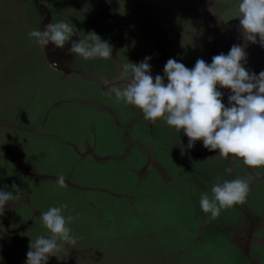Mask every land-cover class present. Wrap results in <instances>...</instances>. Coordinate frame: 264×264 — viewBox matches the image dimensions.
<instances>
[{
	"label": "rangeland",
	"instance_id": "rangeland-1",
	"mask_svg": "<svg viewBox=\"0 0 264 264\" xmlns=\"http://www.w3.org/2000/svg\"><path fill=\"white\" fill-rule=\"evenodd\" d=\"M67 1L70 0H0V188L8 185L7 190L12 191L14 182L23 190L0 216V242L8 250L0 264H24L30 239L50 235L42 226L41 212L62 204L67 205L63 215L78 214L69 227L79 239L75 245L64 244L47 264H264V241H247L253 237L264 239V234L251 232L254 227L250 229L248 223L239 227V214L233 210L224 213L226 208L222 209L220 219L215 220L200 209V193L211 197V186L204 189L193 181L172 178L181 174L164 153L160 157L168 171L162 170L161 176L155 167L148 166L147 158L128 148L127 136L140 140L143 136L136 132H149L147 124L142 131L139 125L134 127L135 117L131 116L128 124L134 127L132 132L114 135L116 128L119 132L115 121L126 120L122 119L127 111L123 102L115 109L119 117L108 116L114 111L102 104L108 103L109 96L102 94L96 84L88 86L87 93L92 97L82 95L74 87V80L58 83L54 72L40 60L44 55L36 54L27 35L35 29L25 23L28 12L52 19L60 13V4L64 8ZM79 1L85 4L76 2L77 6H83L86 12L90 3L93 7L100 5L94 0ZM30 2L31 8L27 7ZM239 3L240 0H154L151 20L160 37L163 32L174 35L180 28H191V34L184 32L179 40L186 43L193 42V38L198 50L194 54L189 51L193 57L179 58L178 52L172 49V55L167 49L171 58L189 69L198 58L211 63L212 56L227 54L233 44H242L247 53L245 68L258 74L264 70V48L242 39ZM217 88L224 93L222 102L227 106L230 90L219 85ZM72 98H76L73 103H80L69 106ZM93 122L95 132L109 133L103 147L108 153H116L111 154L112 158L105 157V167L92 156L81 159L69 143L65 144L66 132H92L89 124ZM53 136L58 144L51 140ZM78 149L82 154L86 152L79 144ZM98 152L104 153L100 149ZM128 157L131 161H123ZM195 164L194 169L202 171L203 163L199 168ZM218 165L223 171L231 166L226 161ZM135 167L136 175L131 170ZM232 169L234 179L240 174L245 178L250 171L255 174L253 192L249 191L246 201L237 205L252 218L263 215L264 167L249 169L242 158H236ZM84 172L89 173L84 176ZM142 172L148 174L147 178ZM60 175L65 177L66 187L58 186ZM196 175L194 178L199 179ZM210 181L207 182H214ZM241 238L245 239L240 244Z\"/></svg>",
	"mask_w": 264,
	"mask_h": 264
},
{
	"label": "clouds",
	"instance_id": "clouds-1",
	"mask_svg": "<svg viewBox=\"0 0 264 264\" xmlns=\"http://www.w3.org/2000/svg\"><path fill=\"white\" fill-rule=\"evenodd\" d=\"M239 26L245 42L259 44L264 48V0H240ZM80 33L70 20H59L44 24L40 29H32L27 35L30 42L46 48L67 49L84 60L110 59L113 46L107 40L88 31L80 38ZM77 36L78 39H72ZM247 53L245 45L233 44L227 54L221 52L207 63L201 58L189 69L176 59L169 58L163 68V75L153 77L150 56L133 63L122 65L119 82L111 85L108 95L115 96L117 104L123 102L139 109L146 121L163 119L167 126L177 132L183 130L187 136V148L202 141L209 152L218 150L221 158H242L249 169L264 167V70L258 74L244 66ZM230 90L227 106L222 102L224 93L217 88ZM183 154V152H182ZM232 167H225L231 173ZM255 178L253 172L245 178L224 180L213 183L211 197L201 193L199 207L216 219L222 209L243 204ZM59 187H66L65 177L57 179ZM8 185L0 188V216L9 202L19 199L23 190L14 182L12 191ZM66 204L50 206L41 212L42 226L50 235H40L30 239L24 264H47L64 244L75 245L79 239L69 225L78 218L63 215Z\"/></svg>",
	"mask_w": 264,
	"mask_h": 264
},
{
	"label": "flooded vegetation",
	"instance_id": "flooded-vegetation-1",
	"mask_svg": "<svg viewBox=\"0 0 264 264\" xmlns=\"http://www.w3.org/2000/svg\"><path fill=\"white\" fill-rule=\"evenodd\" d=\"M76 2L80 4L83 3L82 5L85 4L84 2H81L79 0L67 1L66 6L64 8L62 6L63 4H60L61 5L59 8L60 13L56 14V17L52 18L50 23H55L59 20H66V21L70 20L71 23L76 27V29L79 32H81L80 38H83L84 34H86L88 31H94L102 38V40L105 39L111 43V45L113 46L112 57L107 60L100 58L92 59V60H84L78 55L75 54L72 55L68 53L67 49L70 47V42H68L65 44L64 49H62L63 51H65L64 55L66 57L64 58V56L62 55L61 57H58L64 59L67 62V64H69L70 66L69 70L71 71L66 73L64 71L54 68L49 63L44 47L35 45V49H36L35 52L36 54H38L39 57L41 56V53L42 56L44 55L43 58H41L40 60L43 61L45 66H47L51 72H54V78L55 80H58V83L71 82V80H74L75 82L73 85L76 88V90L80 91L82 95L87 94L88 96H90L87 93V90L89 88L88 86L91 84L92 85L96 84V86L99 88L101 93L103 92L102 94H106L107 96H109L108 103H103L102 105L103 108L105 107V105H107L111 107L110 109H113L114 112L112 113L108 112L109 113L108 116L113 117L114 119L120 116L117 110H115L116 107L120 105L115 102L114 94L110 96L107 93L110 91V87L114 83L117 86L123 87V84L119 82V77H120V72L122 70V65L124 63L127 62L137 63L143 60L145 56H150L151 60L149 61V63L151 64V73L154 77L157 74L163 75L164 65L170 57L167 53V49L171 51L170 52L171 54L173 52L172 49L175 50V52H178L177 56L179 58H182V56L193 57L192 54L198 52V50H195L196 45L194 44V40L192 37L191 39L193 42L183 43L179 40L180 36L184 32H188L191 34L190 32L191 28L188 29H185L187 27L180 28L178 29V31H176L174 35H169V33H165V32L161 33V37L156 35L155 31L158 30V28L157 25H155V21L151 20V18L154 16L151 14L152 9L154 8V0H98V2L97 0L96 1L94 0L95 3H100V5L93 7V4L90 3L87 7L90 10L87 12L86 10H84L86 8H83V6L78 7ZM61 3H65V2H61ZM29 5L31 8L32 2H30L27 5V7H29ZM124 11L126 13H124ZM28 14H29L28 16L29 18L25 23H28L31 29L32 27H34L35 29H39V24L41 22V17H39V13H37V17H36L33 16L31 11L29 10ZM19 18L22 19L21 17ZM156 24H158V22H156ZM101 27L104 29L100 31L99 28ZM78 38L79 37L77 36L72 37V39H78ZM145 42L146 45L143 44ZM50 46L52 45L50 44ZM38 47H40V51H38ZM49 50L51 54L52 51L50 47ZM56 50H61V49H55L53 51ZM189 51L192 54H190ZM124 56L126 57V59ZM67 67L68 66H66V68ZM75 78H77L78 80H75ZM79 98L80 97H78V99ZM72 100L75 101L76 98L74 99L72 98L70 100L71 103L69 104V106L71 107L74 103H80L79 101L73 103ZM125 105L127 106L126 107L127 111L122 114V119H126V120L122 122L119 121L118 123L115 121V123L119 127V132H117L118 128H116L117 131L116 132L114 131L115 134L113 132H111L110 134H114V135H118L116 133H121L125 135L129 134L128 132L130 130L132 132V130L136 125H139L141 130L144 131L143 126L145 124L146 127L147 124V126L149 127V132H136L137 134L143 136V138H140V140L132 139L129 138V136H127L128 142L130 143L128 145V148L135 149V151H138L141 154V157L143 156L144 159L147 158L146 160L148 161H146V163L148 164V166L155 167L161 176H162L161 174L162 170L168 171V169H166L163 166L162 164L163 159L160 157V153H164V155L169 156L171 160L174 161L176 168L181 174L178 177L174 176L172 178H176V179L179 178L180 181L187 179L189 180V182L193 181L194 183L196 184L198 183L199 185L203 184L204 182L201 183L200 182L201 180L194 178V175L195 173H197L198 170L193 172L191 170L192 168L190 169V167L193 165L194 168V163L198 159L205 161L207 160L208 163L215 165L216 162L217 163L219 162V159L218 161L216 160L213 153L214 151L209 152L206 148L203 147L202 141L199 140L195 142L193 148L188 149L187 148L188 138L183 133L182 129L180 130V132H177V130L174 127L167 126L166 123L161 118H158L154 123L150 121H146L143 118V115L141 111H139V109H137L135 106L132 105H128V104ZM70 109L71 108H69V110ZM131 116L135 117L133 120L134 123L133 128H130V125L128 124L129 121L131 120ZM89 127H90V131L92 132H66L67 133L66 137L68 141L65 142V144L69 143L72 151L74 153L76 152L78 155H81V159H86L87 156L88 157L92 156L96 162H98L100 165L105 167L104 164V162L106 161L105 157L107 156L111 157L113 156L111 154H116V153H108L102 145L103 140L104 139L107 140L108 132H103L104 136L103 134H100V132H95L93 130V128L95 127L94 122L89 124ZM150 132H152V134H150ZM102 137L103 139L100 142V139ZM56 139H57L56 136H53L51 138V140L54 143L58 144ZM150 142L153 144H151ZM78 144L81 147L85 148L83 149L86 151L85 153L83 154L81 153V151L78 149ZM99 149L101 151H104V153L100 154L98 152ZM129 152H130L129 153L130 157L133 158L134 153L131 154V150H129ZM130 157H128V159L126 158L123 159V161H131ZM188 164L191 166H188ZM70 165L74 166L76 165V162H70ZM203 169L206 172V175L208 177L210 176L208 178L209 181L211 180L210 182L214 181L216 183H222L224 179H226V177L223 178L224 176H226L225 173L222 174L224 175L223 177L217 178L216 171L214 168L208 169L203 167ZM131 170L133 172L137 171V167L132 168ZM146 172H142L145 178H147L148 176ZM88 173L89 172L87 173L84 172V176L88 175ZM134 174L136 175L137 173L134 172ZM244 175L245 174H240V176L238 177L235 176V177L243 178ZM232 179H234V177L231 178L229 177L228 180H232ZM262 184L264 185V180L262 181ZM251 187H254V185L250 186V191L253 192V190H251ZM17 205L18 204H16V207ZM232 210L239 214L238 220L241 222L240 225L243 226V224L246 223L250 225L247 216L245 215V211L242 209L241 205H234L232 207L226 208L224 213L226 211H232ZM219 219L220 217L218 216L215 220H219ZM258 223H260L259 226H257ZM253 224H257V225L255 226L250 225V229L254 227L251 230V232L254 230L253 233L264 234V214L261 216L260 215L258 216V214H256ZM255 239L259 241H264L263 238L258 239L255 237L250 238L247 241L255 240ZM242 242L243 240H241L240 244ZM4 246L5 244L3 242H0V259L1 256L4 255L5 251L7 250V248ZM4 248L5 250L2 251L1 249ZM248 263L253 264L252 261H248L247 264Z\"/></svg>",
	"mask_w": 264,
	"mask_h": 264
},
{
	"label": "water",
	"instance_id": "water-1",
	"mask_svg": "<svg viewBox=\"0 0 264 264\" xmlns=\"http://www.w3.org/2000/svg\"><path fill=\"white\" fill-rule=\"evenodd\" d=\"M50 21H51V19H50V16H44V17H42L41 18V22H40V24H39V29L44 25V24H47V23H50ZM49 45L48 46H46V48H44V50H45V52H46V55H47V58H48V61H49V63L54 67V68H56V69H59V70H61V71H64V72H66V73H68V72H70L71 70H69L70 69V66H69V64H67V62L64 60V59H61V58H56V57H54V56H52L51 54H49ZM66 66H68L67 68H66ZM155 75V74H154ZM214 156H215V158H216V160L218 161V159H219V162H221V161H226V162H228V164H229V162H230V164H231V166L229 165V167H232L233 166V161H232V159H231V157L229 158V159H227V160H225V159H223V158H221L220 156H219V154H218V150H214ZM203 161V162H202ZM218 162V163H219ZM201 163H203V167H205V168H214L215 169V171H216V177L217 178H219V176H221L222 174H224L225 172L222 170V168H220V165H218V163L216 162L215 163V165L214 164H211V163H208L207 162V160L205 161V160H201V159H198L197 161H196V166H195V168H199L200 166V164ZM188 166H191V165H189L188 164ZM192 168V169H191ZM190 169L194 172V171H197L196 169H194L193 168V165L190 167ZM198 175L199 176V180H201L202 182H204L203 184H201L204 188H206V187H208V186H212V184H210L209 182H207L208 180L206 179L208 176L206 175V172L204 171V169L202 168V171H197V173H195V175ZM196 175V176H197ZM226 176H224L223 178H225L226 177V179L228 180L229 179V177L231 178V177H234L233 175H234V171L232 170V172L231 173H228V174H225ZM210 177V176H209ZM208 177V178H209ZM202 179H204V180H202ZM226 179H224V180H226ZM213 181V180H212ZM256 179H253L252 180V183H251V185L250 186H253V185H256ZM206 183H208V185H206ZM245 215L247 216V219H248V221H249V223H250V225L252 226V225H254L253 223H254V218H252L251 216H250V214H249V212L248 211H245ZM259 224L260 223H258V225L257 226H259ZM239 226H240V224H239ZM258 239H261V237H257ZM242 239V238H241ZM245 238H243L242 240H244Z\"/></svg>",
	"mask_w": 264,
	"mask_h": 264
},
{
	"label": "bare ground",
	"instance_id": "bare-ground-1",
	"mask_svg": "<svg viewBox=\"0 0 264 264\" xmlns=\"http://www.w3.org/2000/svg\"><path fill=\"white\" fill-rule=\"evenodd\" d=\"M49 47L51 48V51H52V55L54 56V57H56V58H58V57H61V55L62 56H64V58L66 57L64 54H65V51H63L62 49L61 50H56V51H53L54 49H53V47L52 46H50V44H49ZM48 47V48H49ZM49 51V54H50V50H48Z\"/></svg>",
	"mask_w": 264,
	"mask_h": 264
}]
</instances>
